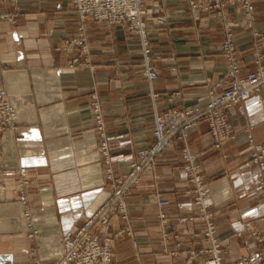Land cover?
Listing matches in <instances>:
<instances>
[{
    "label": "crops",
    "instance_id": "1",
    "mask_svg": "<svg viewBox=\"0 0 264 264\" xmlns=\"http://www.w3.org/2000/svg\"><path fill=\"white\" fill-rule=\"evenodd\" d=\"M159 1L165 6L147 7L155 14L145 16L158 74L151 82L143 71L140 36L127 23L89 19L81 32L71 0H17L16 7H0V12L17 13L15 21L0 23V89L7 90L18 110L16 127L0 131V264L57 260L63 233L83 225L108 196L107 165L93 111L96 99L104 114L112 167L122 173L137 151L152 142L156 110L204 105L210 91L220 93L230 82L221 52L222 20H209L203 13L194 21L187 0ZM229 10L241 20L234 39L245 74L256 68V54L264 53V0H255L251 27L244 14ZM157 14L166 18L164 25L157 24ZM82 34L86 49L66 46L67 39ZM245 108L242 115L229 111L235 138L219 148L203 120L163 152L155 168L158 179L145 175L129 194V220L119 215L110 220L108 228L115 235L111 264H171L172 255L162 243L164 231L170 235V248H175L177 234L185 247L209 246L201 220L182 224L176 219L196 212L193 196L186 193L192 184L183 168L185 145L199 153L218 234L231 252L226 262L247 253V245L258 249L249 230L243 229L241 238L236 231L240 219L264 231V199L248 140L252 135L264 154V86ZM21 166L27 167L28 181L20 188ZM159 195L166 200V223L158 219ZM126 226L131 235L122 231ZM34 229L37 234L31 236ZM178 259L188 264L183 256Z\"/></svg>",
    "mask_w": 264,
    "mask_h": 264
},
{
    "label": "built area",
    "instance_id": "2",
    "mask_svg": "<svg viewBox=\"0 0 264 264\" xmlns=\"http://www.w3.org/2000/svg\"><path fill=\"white\" fill-rule=\"evenodd\" d=\"M6 0H0V4ZM145 0H73L79 12L81 19V31H84V23L87 17H92L99 21H106L110 24L127 21L131 24V28L137 29L141 34L144 53L146 57L145 72L149 81H153L157 77L156 70L150 64V49L148 47L146 36V25L143 21L147 10L143 8ZM208 2V4L206 3ZM194 19L198 20L203 11H209L213 5H217V14L226 21V40L222 45L223 53L228 58L229 75L234 78V82L222 93L215 94L211 92V99L205 106H194L185 110H170L165 114L156 113L155 115V142L147 148L139 152V161L133 163L132 169L122 176H115L113 170L109 168L108 177L112 181V186L109 192L108 199L98 207L95 212L89 216L83 225L77 228L66 230L62 235L63 251L61 256L50 264H110L113 260V248L110 239L103 240L102 234L106 233V226L110 216L118 209L125 211L126 201L125 195L127 191L134 185L138 184L143 173L153 171L157 157L164 149L178 136H185L188 129L196 126L202 120H208L212 132L216 139V144L219 145L224 139L233 137L230 131L227 111L239 108L241 113L245 112L244 103L257 91L264 86V63L262 56L259 55V65L255 71L240 77V64L235 57L236 47L233 42L231 27L233 23L228 21V15L224 12L225 8L232 4L240 5V8L245 12L247 22L251 23L254 18V0H191ZM17 13L0 12V23L5 20H14ZM166 18L159 17L158 21L164 23ZM75 44L83 45L86 49L85 36L82 34L80 38H74L66 41V46L71 47ZM81 64V63H80ZM93 105V110L98 124V128L104 134V115L101 111L100 103L96 99ZM18 110L9 98L6 89H0V129L15 128ZM249 139L254 143L252 135ZM253 145V144H252ZM260 148V144L253 145ZM108 141L106 138L102 140L101 149L110 162ZM258 150V149H257ZM184 157L188 161L186 168L192 175L193 181L197 184V195L195 204L200 211L203 220L206 222V230L204 235L211 241L213 247L209 248L211 255L202 262V264H264V249L254 250L251 254L241 256L236 261L228 263L224 260L220 245L217 242L216 225L212 218V213L208 211L209 203L206 201V191L203 186V181L198 173V167L195 163L196 155L192 154L189 148L184 151ZM259 165V180L264 187V156L254 151L253 156ZM20 188L27 184V167L21 166L18 169ZM23 191V190H22ZM164 204V200H160ZM29 214V212H27ZM29 218V215H28ZM161 218L167 221L168 217L164 211H161ZM264 219V218H263ZM262 219V220H263ZM188 220L194 221L195 216H181L180 223H185ZM241 229L249 227L255 234L251 223H241ZM37 234L34 229L31 236ZM166 235V233H165ZM262 240V239H261ZM263 241V240H262ZM204 250L192 248L188 253L187 250L183 254L192 259L200 254H204ZM179 253V250L178 252ZM173 255V254H172ZM174 256V255H173ZM35 264H43L41 260H36ZM172 264H179L174 262Z\"/></svg>",
    "mask_w": 264,
    "mask_h": 264
},
{
    "label": "rangeland",
    "instance_id": "3",
    "mask_svg": "<svg viewBox=\"0 0 264 264\" xmlns=\"http://www.w3.org/2000/svg\"><path fill=\"white\" fill-rule=\"evenodd\" d=\"M72 1V3H73V5H74V7H75V9H76V11H77V13H78V15H79V12H78V10H77V8H76V5H75V3L73 2V0H71ZM147 1H149V0H145L144 1V3L142 4L143 5V8L144 9H146L147 10V13L144 15V17H143V21H144V23H145V25H146V36H147V42H148V47H149V49H150V51H151V53H150V64L154 67V69L156 70V73H157V69H156V67L153 65V63H152V61H153V59L155 58V54L153 53V51H152V48H151V46H150V38H149V34H148V24H147V21H146V19H145V16L148 14V13H153V14H155L152 10H151V8H147V7H158V8H160V7H164L165 6V4H161L160 3V1L159 0H152L153 2H152V4L149 6V5H146V3H147ZM188 1V3H189V7H190V12H191V16H192V18L194 19V15H193V11H192V4H191V0H187ZM200 0H198V2H199ZM201 1H205V0H201ZM16 2H17V0H6V1H3L1 4H0V7H2L4 4H6V3H11L13 6H15L16 5ZM206 3L208 4V2L206 1ZM217 5H213L212 7V9L211 10H209V11H203L202 13H201V16H200V18L198 19V20H201V18L203 17V13H207L208 14V16H207V18L209 19V20H211V19H221L222 20V23H223V28H224V35H225V38H224V41H223V43L225 42V40H226V27H225V24H226V21L223 19V17H221L219 14H217L218 12H217V10H218V8L216 7ZM16 7V6H15ZM157 8V9H158ZM229 8H233V10H234V12L235 13H242V14H244V19H243V21L245 22V24L247 25V26H249V27H251L252 25H253V23L255 22V19H256V17H255V0H254V18H253V20H252V22L251 23H249V22H247V19H246V14H245V12L240 8V5L238 6L237 4H234V5H232V4H230V5H228L226 8H225V10H224V12L228 15V21H231L232 23H233V26L231 27V32H232V37H233V42H234V45H235V47H236V50H235V57H236V59H237V61H238V63L240 64V68H241V71H240V77H246V75L248 74V73H250V72H252V71H255L256 70V68L258 67V65H259V55H261L262 56V62L264 63V53H262V52H258L256 55H257V66H256V68L255 69H253V70H250V71H247L245 74H243L242 73V63H241V58H240V56H239V53H238V48H237V45H236V43H235V39H234V37H235V30L237 29V28H240V27H242V24H241V20H237V18H232V15H231V12H230V10H229ZM157 9H156V11H157ZM217 12V13H216ZM8 13H10V12H8ZM14 13H16V12H14ZM161 16H163V15H156V22H157V24H159V25H164L165 23H166V20H165V22L164 23H160L159 21H158V19H159V17H161ZM17 18V17H16ZM16 18L14 19V21L16 20ZM79 18H80V15H79ZM89 19H93V20H95V21H99V20H96V19H94V18H92V17H87V19H86V21H85V25H84V30H85V26H86V23H87V21L89 20ZM198 20H195L194 19V21H198ZM99 22H106V21H99ZM80 23L82 24V22H81V19H80ZM108 23V22H107ZM120 23H127L128 25H129V28H130V30H132V31H134V32H136L139 36H140V39H141V44H142V55H143V71L145 72V63H146V57H145V53H144V48H143V42H142V38H141V34L138 32V30L137 29H133V28H131V24L129 23V22H127V21H123V22H120ZM81 24H80V26H81ZM110 24V23H109ZM115 24H119V23H115ZM110 25H112V24H110ZM79 29H80V27H79ZM80 31H81V29H80ZM81 32H83V31H81ZM256 35L258 34L257 32L255 33ZM81 37V36H80ZM79 37V38H80ZM74 39V38H73ZM67 40H72V39H67ZM223 43H222V45H223ZM222 45H221V52H222V55L225 57V59H226V63H227V77H229L230 78V82L228 83V85L225 87V89L222 91V92H220V93H217V92H215V90H213V91H210V96H209V101H210V97H211V92H214L215 94H217V95H219V94H222L233 82H234V78L231 76V75H229V71H228V58L226 57V55L223 53V50H222ZM82 47H83V45H82ZM145 74H146V72H145ZM147 76V75H146ZM157 76H158V74H157ZM148 78V77H147ZM157 78V77H156ZM262 88V87H261ZM258 92V91H257ZM256 93V92H255ZM154 96H156V94H154ZM95 97V96H94ZM96 98V97H95ZM94 98V99H95ZM251 98V97H250ZM249 98V99H250ZM248 99V100H249ZM209 101L206 103V104H204V105H194V106H205V105H207L208 103H209ZM93 105H94V103H93ZM194 106H190V107H185V108H171V109H168L167 111H164V112H159V111H155V113H154V131H153V139H152V142L147 146V147H143V148H141V149H139L138 151H137V158H136V160L135 161H133L131 164H130V168L127 170V171H125V172H122V173H115V171H114V168L112 167V165H113V157H112V154H111V151H110V148L108 147V149H109V156H110V162H108V159H107V157H106V155L103 153V151H102V149H101V145H102V140L104 139V138H106V140L108 141V137H107V130H106V128H104V134L102 135V130L101 129H99V131H100V134H101V140H100V150H101V152H102V154H103V156H104V161H105V164L107 165V169H106V176H107V179H108V181H109V187H110V189H111V186H112V181H111V179L108 177V170H109V168H111L112 170H113V172H114V174H115V176H117V177H120V176H122L124 173H127L128 171H130L131 169H132V165H133V163H136V162H138L139 161V152H140V150H142V149H147V148H149V147H151L153 144H154V142H155V127H156V124H155V115H156V113H159V114H165V113H167L168 111H170V110H185V109H187V108H191V107H194ZM244 107H245V103H244ZM235 109L237 110V112L240 114V115H242V114H245V112L244 113H241L240 111H239V108L238 107H235ZM94 111V110H93ZM229 111H231V110H229ZM229 111H227V119H228V113H229ZM245 111H246V108H245ZM18 114V113H17ZM104 115V114H103ZM94 117H95V114H94ZM104 118V117H103ZM206 120V119H205ZM95 121H96V118H95ZM203 121V120H202ZM208 121V120H207ZM201 122V121H200ZM208 123H209V121H208ZM228 123H229V119H228ZM96 124H97V122H96ZM104 126H105V121H104ZM96 127H98V124L96 125ZM209 127H210V133H211V135H212V137H213V146L215 147V148H219L221 145H222V143L225 141V140H228V139H233V138H235V134H234V132H233V130H232V128H231V125H230V123H229V127H230V131H231V133H232V136L233 137H229L228 139H224L223 141H221V143L219 144V145H217L216 144V139H215V136H214V134H213V132H212V129H211V126H210V123H209ZM5 129H7V128H5ZM12 129V128H11ZM1 130H3V129H0V131ZM189 130V129H188ZM187 130V131H188ZM187 131H186V133H185V136H183V137H181V136H178V137H175V139L164 149V151L171 145V144H173L175 141H177V140H180V139H185L186 138V135H187ZM249 138V137H248ZM249 140V143H250V145H256L258 142H251L250 141V139H248ZM258 144H260V143H258ZM252 145V153H251V159H252V161L257 165V168H258V170H257V184H258V189H259V192L261 193V195H262V197H263V199H264V187L261 185V183H260V176H259V165L257 164V162H256V160H255V158L253 157L254 156V151H258L259 152V154H261V155H263L264 156V154H262V152H261V147H262V144H260V148H256L255 146H253ZM108 146H109V143H108ZM186 148H189V146L188 145H185L184 147H183V150H182V157H183V160H184V163H183V168L185 169V171H186V173H187V179H188V182L189 183H191L192 184V188H190V189H187L186 190V193L187 194H191L192 196H193V201H194V205H195V207H196V212H194V213H191V214H188V215H182V216H190V215H194L195 216V220L194 221H196V220H201V222L204 224L203 225V229H202V234H203V237L206 239V241L209 243V246H207V247H205V246H201V247H196V248H194V249H197V250H205L206 249V251L204 252V254H200V255H198V256H196V257H194V258H190L189 257V254L187 255V256H185V254H183V251L184 250H187V252L189 253L190 252V250H192V248H189V247H185L184 246V244H183V237L179 234H177V235H173V239H174V242H175V248L173 249V248H170V246H169V242H170V235H168V233H166L167 231H164V233H163V235H162V243H164V251H165V253H167V254H169L171 257H172V262H171V264L172 263H174L175 261L176 262H178L179 264H181V261L178 259V257H181V256H183L184 258H185V260H186V263H188V264H202V262H204V260L206 259V258H208L210 255H211V252H210V250H209V248H211V247H213V245H212V243H211V241L210 240H208V238L204 235V233H205V230H206V222H205V220H203V216H201V214H200V211L198 210V207L196 206V204H195V197H196V195L198 194L197 193V184H196V182L195 181H193V179H192V175H191V173L189 172V170L186 168V165L188 164V161L185 159V157H184V151H185V149ZM258 149V150H257ZM189 150L191 151V149L189 148ZM163 151V152H164ZM163 152L157 157V159H156V162H155V166H154V169H153V171L152 172H150V173H143L142 175H141V179H140V181H139V183L138 184H136V185H134V186H132L128 191H127V193H126V195H125V201H126V209H125V211H121L120 209H118L115 213H113L111 216H110V218H109V221H108V225L106 226V233H103L101 236H102V238H103V240H105L106 238H108V239H110V243H111V245H112V248H113V259H114V240H115V235H112L111 234V232L109 231V228H108V226H109V223H110V220H111V218L114 216V215H119V216H121L125 221H128L129 220V211H128V205H127V203H128V196H129V194L131 193V191H132V189L134 188V187H136V186H138L139 184H140V182L142 181V179H143V177H145V175H147V174H153V176H154V179H155V181L158 179V175H156L155 174V168H156V166H157V162H158V159H159V157L163 154ZM191 153L192 154H194V155H196V158H195V163H196V165H197V167H198V173H199V175H200V178H201V180L203 181V186H204V189H205V191H206V201L209 203V201H208V199H207V191H208V189H207V185H206V181L203 179V177H202V175H201V173H200V171H199V165H198V163H197V159H198V154L199 153H197V152H193V151H191ZM28 180V179H27ZM110 192V191H109ZM108 197H109V194H108V196L106 197V199L102 202V204L108 199ZM160 200H164L165 201V203L164 204H161V202H160ZM101 204V205H102ZM166 204V200L164 199V198H162V197H160V195H159V198H158V205H159V207L161 208V210L159 211V214H158V219L161 221V223H166L167 221H168V219H169V217H168V215H167V213L164 211V209H163V207H164V205ZM100 205V206H101ZM99 206V207H100ZM98 208V207H97ZM96 208V209H97ZM95 209V210H96ZM161 211H164V213H165V215L168 217V219H167V221H163V219L161 218ZM208 211L209 212H211L212 213V218H213V216H214V211L211 209V204L209 203V209H208ZM95 212V211H94ZM93 212V213H94ZM92 213V214H93ZM91 214V215H92ZM90 215V216H91ZM179 217H181V216H177L176 217V219H177V222H179L180 223V221H179ZM264 218V216H262L261 218H260V220H262ZM264 220V219H263ZM194 221H190V220H188L187 222H185V223H192V222H194ZM213 221H214V223H215V225H216V236H215V238H217V242L219 243V245H220V250H221V254H222V256H223V258H224V260H225V258H226V256H228V255H230L231 254V252H230V250L229 249H227L226 248V246H225V244H224V242H223V239L220 237V235L218 234V228H217V224H216V222H215V220H214V218H213ZM239 222H241V223H244V222H246V223H251V225H253V227H254V230L255 231H257L258 233L257 234H255L254 232H253V230H251L249 227H247V229L246 230H249L250 231V237L254 240V242L253 243H257V245L259 246L258 247V249H252V245H247L246 246V248H247V253H245V254H243L242 256H244V255H249V254H251L254 250H263L264 249V231L262 230V229H260L257 225H255L254 224V222L253 221H249V220H239L238 221V223ZM182 224H184V223H182ZM166 229V228H165ZM167 230V229H166ZM122 231L123 232H126L128 235H131V230H130V228H129V226H126L125 228H123L122 229ZM165 233H166V235H165ZM236 236L237 237H242L243 236V231H236ZM263 241H262V240ZM178 250H179V253H177L178 252ZM61 256V255H60ZM241 257V256H240ZM240 257H238V258H240ZM237 258V259H238ZM236 259V260H237ZM235 260V261H236ZM113 261V260H112ZM226 261V260H225ZM54 262V261H53ZM52 263V262H51ZM229 263V262H228ZM230 263H232V262H230ZM111 264V263H110Z\"/></svg>",
    "mask_w": 264,
    "mask_h": 264
}]
</instances>
